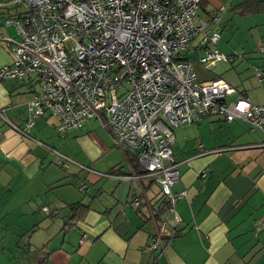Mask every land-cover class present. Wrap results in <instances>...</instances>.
<instances>
[{
  "label": "crops",
  "instance_id": "0c3cea01",
  "mask_svg": "<svg viewBox=\"0 0 264 264\" xmlns=\"http://www.w3.org/2000/svg\"><path fill=\"white\" fill-rule=\"evenodd\" d=\"M206 1L208 10L220 15L224 0ZM227 5L222 22L236 4L229 0ZM6 7L10 17L24 12L19 4ZM0 33L7 39L18 36L13 26L1 27ZM13 61L0 41V69ZM217 80L236 90L229 100L244 96L264 105V89L259 100L221 74L201 79ZM29 84L0 82V264H264L263 131L241 119L227 123L218 116L175 129L173 151L181 177L173 192L186 195L175 205L178 219L174 213L164 214L167 199L154 179L133 178L143 173L138 162L114 146L112 137L104 140L95 130L102 128L97 122L68 133L85 135L81 144L89 155L82 160L58 148V121L50 112L35 121L27 137L17 133L12 125L25 127L28 102L38 92ZM51 148L72 161L68 170L59 167L61 159ZM49 164L53 169H47ZM116 166L112 176H100ZM61 169L80 181L79 191L87 186L88 201L77 200L70 190L51 194L62 181ZM135 197L139 206L133 204ZM79 202L89 210L69 227L72 205ZM162 221L177 230L176 236L163 249L150 251Z\"/></svg>",
  "mask_w": 264,
  "mask_h": 264
},
{
  "label": "built area",
  "instance_id": "2783aa9c",
  "mask_svg": "<svg viewBox=\"0 0 264 264\" xmlns=\"http://www.w3.org/2000/svg\"><path fill=\"white\" fill-rule=\"evenodd\" d=\"M202 1L9 0L24 12L0 13V28L18 32V40L0 33L14 56L0 69V82L34 79L39 87L28 102L25 127L13 129L27 137L46 111L57 119L61 134L98 120L114 146L132 154L143 170L133 178L154 179L167 199V213L179 219L175 205L186 195L173 192L181 177L175 129L218 116L264 131V105L244 96L229 100L236 90L225 81L198 82L192 56L207 69L238 58L212 47L221 33L199 17ZM222 19L212 16L210 22ZM257 76L263 78L264 71L258 69ZM57 155L63 167L72 162ZM133 204L139 206L138 197ZM42 210L52 214L48 207ZM158 230L149 247L153 252L163 249V236H174L166 223Z\"/></svg>",
  "mask_w": 264,
  "mask_h": 264
},
{
  "label": "rangeland",
  "instance_id": "374dc122",
  "mask_svg": "<svg viewBox=\"0 0 264 264\" xmlns=\"http://www.w3.org/2000/svg\"><path fill=\"white\" fill-rule=\"evenodd\" d=\"M228 1L229 0H224L223 3L228 4ZM230 1L235 2V4L240 2V0ZM6 10H8L7 7L1 9V14L4 17L8 16ZM199 17L204 20L206 19L201 15V10L199 11ZM206 20L209 21L210 18ZM215 26L216 25L213 23H210L208 29H213ZM217 26L220 28V31H222V39L217 45L212 47L219 49L227 56L236 55L238 58L234 63L221 62L219 65L207 69L192 56L194 59V70L198 76V82H202L201 79L203 78H213L214 76H220L221 74L223 78L236 83L240 90H246L250 96H256V98L260 100L263 94L264 80H259L255 73L258 69L264 70V54L260 52L262 48L264 49V13L241 17L229 11L225 14L224 21L221 25ZM15 38L18 40L17 36H15ZM35 89L38 91L39 87L37 86ZM37 129L38 128H34V131ZM95 130H100L104 136V140L109 142L111 138L110 134L105 132L102 128H95ZM257 133L261 134L262 132L257 131ZM75 135L69 137L68 134L63 136L55 134L54 138L56 137L55 142H58V148L61 151L67 152L71 155L73 160H82L81 158H85L89 155L81 144V138H85V135H78L77 137H75ZM41 139L49 143L46 141V138ZM55 142L51 143L53 144ZM129 155L130 158H132V154ZM109 163H111V161H109ZM47 166V169H53L52 164ZM60 173H62L63 176L62 181L56 183L55 186L58 189L55 188V190L51 191V194L55 193L56 196L57 194L63 195L64 192L62 191L70 190L76 193L77 200L88 201L87 197L89 196V193L87 194L86 191H84L86 193L79 191L78 185L80 184V181L76 180L74 176H70L67 171H60Z\"/></svg>",
  "mask_w": 264,
  "mask_h": 264
},
{
  "label": "trees",
  "instance_id": "16d2710c",
  "mask_svg": "<svg viewBox=\"0 0 264 264\" xmlns=\"http://www.w3.org/2000/svg\"><path fill=\"white\" fill-rule=\"evenodd\" d=\"M0 2H3V3H5V4H7V5H4V6H2L1 8H0V13H1V9H3V8H5L6 6H8V3H6V2H4V1H0ZM224 7L226 8V10H227V7H228V9H229V5H227V4H224ZM200 10H201V15L202 16H204L206 19H208V18H210V20H211V17L212 16H217V17H222V15L225 13V11L223 12V13H220V15L218 14V15H216V14H214V12L215 11H213V10H208V6H207V1L206 0H203L202 2H201V4H200ZM199 10V11H200ZM230 10H231V12H233V13H235L236 15H239V16H254V15H258V14H260V13H263L264 12V0H241V2H239L238 4H236V5H233V6H231L230 7ZM205 19V20H206ZM210 20L208 21V20H206L207 22H208V26L210 25ZM221 23H222V21L221 22H219V23H216L217 25H221ZM213 24H215V23H213ZM212 30H214V29H212ZM215 31V30H214ZM216 31H218V32H220L219 30H216ZM17 38H18V36H17ZM14 39H16V38H14ZM19 82H21V81H19ZM26 82H30V81H26ZM31 87H34L36 84H34V79L30 82V84H29ZM209 118V117H208ZM222 118V117H221ZM207 119V118H206ZM223 119V118H222ZM205 120V119H204ZM224 120V119H223ZM92 121H95V122H97L98 123V125L100 126V127H102L100 124H99V122H98V120H90L89 122H92ZM225 122H226V120H224ZM88 122V123H89ZM87 123V124H88ZM227 123H229V122H227ZM87 124H85L83 127H81V128H76V129H73V130H71V131H69V132H72V131H82L84 128H85V126L87 125ZM103 128V127H102ZM252 128V127H251ZM57 129V132L59 133V131H58V128H56ZM252 129H258V128H252ZM258 130H260V129H258ZM260 131H262V130H260ZM69 132H66V133H59V135L60 136H63V135H67ZM263 133H264V131H263ZM51 151L53 152V153H55L56 155L59 153V154H61V155H63L60 151H58L57 149H53V148H51ZM58 156V155H57ZM59 158V157H58ZM59 162H61L60 160H59ZM58 161H57V164L59 165V167H61V168H63V169H65V170H68L69 169V167H70V164L68 163V166L67 167H63L62 165H60V163H59ZM118 166V165H117ZM114 167L113 169H111L110 170V172L108 173V174H112L113 173V171L116 173V169L118 168V167ZM136 167V166H135ZM83 187V186H82ZM81 188V187H80ZM82 189V188H81ZM166 206H168V204L166 205ZM168 208H169V206H168ZM168 208H164V214H166V212H167V210H168ZM88 210H89V207L88 206H85L84 204H82L81 202H79V203H76V204H73L72 205V210H71V214H70V218H69V221L70 222H68V224H67V226H69V227H71V226H73V224L74 223H76V222H78V221H80V220H82L84 217H85V215H86V213L88 212ZM164 222L165 221H162V225L164 224ZM167 224V223H166ZM167 226H168V224H167ZM170 231H174V236H176V233H177V230L176 229H174V228H172V230L171 229H169ZM173 236V237H174ZM173 237H170V236H163V241H164V244H166L167 242H169L170 241V239H172Z\"/></svg>",
  "mask_w": 264,
  "mask_h": 264
},
{
  "label": "water",
  "instance_id": "95a60500",
  "mask_svg": "<svg viewBox=\"0 0 264 264\" xmlns=\"http://www.w3.org/2000/svg\"><path fill=\"white\" fill-rule=\"evenodd\" d=\"M88 188H86L84 191H87Z\"/></svg>",
  "mask_w": 264,
  "mask_h": 264
}]
</instances>
